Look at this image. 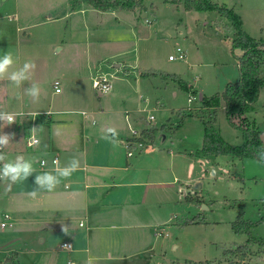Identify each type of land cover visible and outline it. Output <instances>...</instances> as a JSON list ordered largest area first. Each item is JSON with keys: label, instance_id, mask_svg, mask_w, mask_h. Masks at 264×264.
<instances>
[{"label": "crops", "instance_id": "obj_1", "mask_svg": "<svg viewBox=\"0 0 264 264\" xmlns=\"http://www.w3.org/2000/svg\"><path fill=\"white\" fill-rule=\"evenodd\" d=\"M235 5L223 7L237 15ZM88 9L91 10L89 6ZM7 10L0 11V57L15 43L24 42L19 32L25 26L11 25L12 15ZM107 11L98 13L105 19ZM93 32L98 29H87L83 34L90 38ZM91 38L83 47L80 62L49 66L45 61L43 70H30V79L19 87L7 76L0 79V112L15 114L11 125L0 120V134L14 133L6 147L0 146V155L5 157L0 167L20 156L31 162L33 168L25 180L0 179V207H5L0 210V223H4L0 226V263L88 264L92 257V264H150V252L158 238L166 237L164 227L174 218L169 215L159 222L160 203L181 188L177 183L189 185L194 179L189 174H175L172 162L177 155L154 149L153 131L140 123L139 113L153 111L145 107L148 85L140 72L143 69H138L135 62L127 64L121 60L112 67L122 66L132 78L116 76L117 71L107 70L106 61L120 59L123 50L107 53L102 33ZM61 50L62 46L56 49ZM18 61L9 73L23 66ZM98 73L111 75L106 94L95 95L91 88V79ZM55 82L58 92L53 89ZM32 84L40 89L35 101L25 92ZM56 94L60 95L53 99ZM201 97L199 94V100ZM109 128L116 130L119 141L114 139L110 143L103 138ZM131 130L136 133L132 139ZM31 137L37 142L27 146ZM127 141H141L142 146L135 147ZM52 159H56L55 163ZM72 159L79 162L78 168L69 177L61 178L53 190L36 184L37 175H55L57 167H66ZM168 160L171 170L164 168V161ZM33 190L37 192L35 198L29 195ZM62 243L70 247H62ZM248 249V264H253L257 255H263L264 249ZM223 250L222 259L180 262H223L228 258Z\"/></svg>", "mask_w": 264, "mask_h": 264}, {"label": "rangeland", "instance_id": "obj_2", "mask_svg": "<svg viewBox=\"0 0 264 264\" xmlns=\"http://www.w3.org/2000/svg\"><path fill=\"white\" fill-rule=\"evenodd\" d=\"M211 1L219 6L223 2L226 7L236 4L243 33L257 39V43L264 41V0ZM142 4V8L133 10L109 9L104 19L98 10L81 0H7L0 4V11L8 8L5 12L12 15L9 23L25 26V30L19 32L24 42L15 43L6 52L21 65L33 62L36 67L32 70L39 73L45 61L49 66L80 62L88 39L102 33L107 53L123 50L120 59H107L108 71L115 70L116 76L129 79L132 76H127L126 69L114 68L112 64L121 60L139 64L140 67L135 66L143 69L140 72L148 85L145 107L153 108L139 113L140 123L153 131L154 149L177 155L172 162L175 174H189L194 178L189 185L177 183L181 188L160 203L159 222L169 215L174 218L164 227L166 237L157 239L149 263L222 259L223 249L247 240L246 233L231 229L238 213L241 219L251 223L250 237L264 238V219L259 220L264 215V166L250 157L200 151L203 122L207 119L213 120L212 127L224 143L241 144L240 131L227 122L221 107L223 101H219L217 108H205L199 94L210 97L220 93L227 83L236 82L239 79L237 58L242 51L234 48L230 52L234 30L224 27L228 21L215 10L185 11L183 0L175 3L142 0ZM89 28L98 29L90 38L83 34ZM60 46L63 50L56 51ZM176 47L184 52V58L169 61L167 57ZM260 49L264 57V48ZM259 76L264 81V68L260 69ZM263 86L259 87L257 98L249 104L245 116L257 129L264 148ZM90 93L93 94L92 90ZM191 96L194 99L188 102ZM149 114L153 119L147 123L149 120L145 117ZM168 163L169 160L164 161V168L171 170ZM193 182L199 183L198 190L191 189ZM248 247L257 249L258 245ZM253 260V264H264V250L263 255Z\"/></svg>", "mask_w": 264, "mask_h": 264}, {"label": "trees", "instance_id": "obj_3", "mask_svg": "<svg viewBox=\"0 0 264 264\" xmlns=\"http://www.w3.org/2000/svg\"><path fill=\"white\" fill-rule=\"evenodd\" d=\"M168 1L175 3L177 0ZM81 2L99 11L109 9L133 10L134 8L143 7L142 0H81ZM183 10L217 11L220 17L228 21V25L224 27L234 30V38L230 42V52L234 48H239L242 51L241 55L237 58L239 79L236 82L227 83L220 93L200 98L201 105L205 108H217L220 100L224 102V113L227 122L231 127L240 131L241 144L230 146L224 143L212 127L213 120L207 119L203 122V139L200 151L214 155L220 153L228 154L238 158L250 157L256 160V151L263 147L260 143L257 129L246 118L245 113L248 110L249 104L257 98L259 87L264 84L263 79L259 76L260 69L264 68V57L261 56L260 49L261 47L264 48V41L257 43L255 39L245 35L241 30L239 17L231 9L219 6L211 0H183ZM148 74L154 75L155 73L150 72ZM180 86L186 89L184 84H180ZM145 134L150 136L148 132H145ZM262 165L264 166V164ZM262 219H264V215L259 220ZM250 225L251 223L241 219L240 213L231 222V229L234 232L246 233L248 237L245 243L223 250V254L228 256L223 262L183 261L172 262L171 264H248L245 262V259L248 255V246L250 244H256L258 248L264 249V238L254 239L249 236L248 227Z\"/></svg>", "mask_w": 264, "mask_h": 264}, {"label": "clouds", "instance_id": "obj_4", "mask_svg": "<svg viewBox=\"0 0 264 264\" xmlns=\"http://www.w3.org/2000/svg\"><path fill=\"white\" fill-rule=\"evenodd\" d=\"M13 57L11 53H5L3 57H0V79H4L5 76L17 87H19L24 81L29 80L30 76L28 73L30 70L35 69V64L31 61L25 62L22 67L13 70L9 73V68L13 65ZM98 86V82H97ZM109 91L107 86L104 88L105 94ZM26 94L33 98V100H38L40 89L38 85L32 84L28 89L25 90ZM22 115V113H20ZM0 120L5 122V125H11L15 122V114L0 112ZM33 128L32 131H35ZM14 136V133L0 134V146L6 147L8 145L9 139ZM110 143L113 140H118V133L115 129L109 128L107 134L103 137ZM115 146V145H114ZM5 160L4 155H0V161ZM256 162L258 164H264V148L258 149L256 151ZM79 166V162L72 159L66 167H57L55 170V175L52 173H43L36 176V184L40 185L41 188L47 189L48 191L53 190V188L60 182L61 178H67L74 172ZM33 168L32 163L23 160L22 157H17L15 162L4 163L0 167V179L5 177L11 179L13 182L17 180H25L29 175L32 174ZM30 196L35 198L37 195L36 190L29 193ZM62 231L66 232V227L62 226ZM92 257H89L88 264H92Z\"/></svg>", "mask_w": 264, "mask_h": 264}, {"label": "built area", "instance_id": "obj_5", "mask_svg": "<svg viewBox=\"0 0 264 264\" xmlns=\"http://www.w3.org/2000/svg\"><path fill=\"white\" fill-rule=\"evenodd\" d=\"M183 58H184V52L178 47L175 48V51H174V53L172 55H168V57H167V59L169 61L182 60ZM110 76H111L110 74L98 73V74H96V75H94L92 77V79H91V88L93 89L95 95L105 94L104 88L106 86H107L108 89H110V84H109V77ZM97 82H98V86H97ZM53 89H54V92H58L59 91V87L57 86L56 82L53 83ZM193 99H194V97L191 96V97L188 98V101H191ZM146 119L150 120V119H152V116L149 115V116H147ZM131 134H132L131 139H132V137L135 138V134L136 133H135L134 130H131ZM136 138L139 139L140 137L137 136ZM36 142H37V139L31 137L30 139H28L26 144H27V146H30L32 144H35ZM126 143L127 144L131 143L135 147L136 146L137 147L138 146H140V147L142 146V142L141 141H127ZM127 155H130V151L127 152ZM55 161H56V159H52L51 160L52 163H55ZM40 163H43V161H40ZM190 191H191V193L193 192L192 190H190ZM3 225H4V223L1 222L0 226H3ZM61 246L65 247V248H69L70 247V245L68 243H62ZM0 264H3V262H1ZM67 264H74V263L68 262Z\"/></svg>", "mask_w": 264, "mask_h": 264}, {"label": "water", "instance_id": "obj_6", "mask_svg": "<svg viewBox=\"0 0 264 264\" xmlns=\"http://www.w3.org/2000/svg\"><path fill=\"white\" fill-rule=\"evenodd\" d=\"M0 2H3V0H0ZM20 157V156H19ZM191 189L193 190V191H195V190H198L199 189V187H200V185H199V183L198 182H193L192 184H191Z\"/></svg>", "mask_w": 264, "mask_h": 264}]
</instances>
